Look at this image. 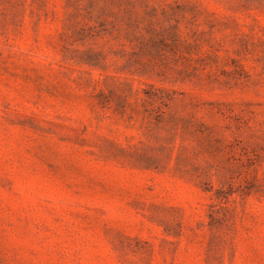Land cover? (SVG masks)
I'll return each mask as SVG.
<instances>
[{"label": "rangeland", "instance_id": "rangeland-1", "mask_svg": "<svg viewBox=\"0 0 264 264\" xmlns=\"http://www.w3.org/2000/svg\"><path fill=\"white\" fill-rule=\"evenodd\" d=\"M0 264H264V0H0Z\"/></svg>", "mask_w": 264, "mask_h": 264}]
</instances>
